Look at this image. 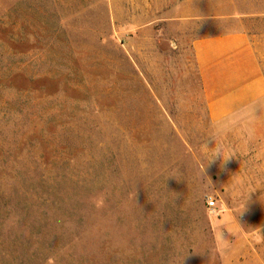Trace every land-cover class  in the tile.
<instances>
[{"label":"rangeland","instance_id":"374dc122","mask_svg":"<svg viewBox=\"0 0 264 264\" xmlns=\"http://www.w3.org/2000/svg\"><path fill=\"white\" fill-rule=\"evenodd\" d=\"M179 1L0 0V264H264V106L209 122Z\"/></svg>","mask_w":264,"mask_h":264},{"label":"crops","instance_id":"0c3cea01","mask_svg":"<svg viewBox=\"0 0 264 264\" xmlns=\"http://www.w3.org/2000/svg\"><path fill=\"white\" fill-rule=\"evenodd\" d=\"M173 20L193 23L201 32L193 38L192 53L212 125L221 127L264 106V30L252 27L264 20V0H181Z\"/></svg>","mask_w":264,"mask_h":264},{"label":"clouds","instance_id":"9594fccd","mask_svg":"<svg viewBox=\"0 0 264 264\" xmlns=\"http://www.w3.org/2000/svg\"><path fill=\"white\" fill-rule=\"evenodd\" d=\"M214 158H219V154L214 153Z\"/></svg>","mask_w":264,"mask_h":264},{"label":"built area","instance_id":"2783aa9c","mask_svg":"<svg viewBox=\"0 0 264 264\" xmlns=\"http://www.w3.org/2000/svg\"><path fill=\"white\" fill-rule=\"evenodd\" d=\"M210 206H211V207H213V206H214V203H213V202H211V203H210Z\"/></svg>","mask_w":264,"mask_h":264}]
</instances>
